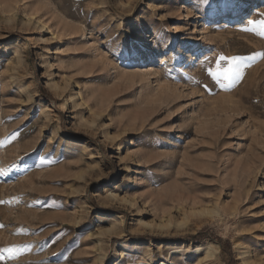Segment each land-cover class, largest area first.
Instances as JSON below:
<instances>
[{"label": "rangeland", "instance_id": "rangeland-1", "mask_svg": "<svg viewBox=\"0 0 264 264\" xmlns=\"http://www.w3.org/2000/svg\"><path fill=\"white\" fill-rule=\"evenodd\" d=\"M262 14L0 0V247L28 246L0 264H264V57L208 74L264 52Z\"/></svg>", "mask_w": 264, "mask_h": 264}, {"label": "snow or ice", "instance_id": "snow-or-ice-1", "mask_svg": "<svg viewBox=\"0 0 264 264\" xmlns=\"http://www.w3.org/2000/svg\"><path fill=\"white\" fill-rule=\"evenodd\" d=\"M248 23L254 25V30L257 32L259 36L264 37V19L249 20ZM258 57H264V52H255L252 55H247V56L245 55L225 56L221 54L218 57L215 69L209 68L208 74L216 81H226L227 83L223 84L224 88H231L234 84H236L237 82L243 79L244 68L249 66L248 62L256 60ZM222 61L227 62V67H221L220 62ZM205 88H207L206 85ZM41 162H43V160ZM18 167H19L18 163H13L7 169L0 168V177H8L9 172H11L12 170ZM7 203H11V201L0 200V204H7ZM5 227L6 225L0 224V229H3ZM27 247H28L27 245L21 246L17 244H11V245H6L4 247H0V261L15 258L16 254L21 253Z\"/></svg>", "mask_w": 264, "mask_h": 264}, {"label": "bare ground", "instance_id": "bare-ground-1", "mask_svg": "<svg viewBox=\"0 0 264 264\" xmlns=\"http://www.w3.org/2000/svg\"><path fill=\"white\" fill-rule=\"evenodd\" d=\"M186 56H188V51L186 52V54H185ZM46 86L47 87H49V88H51L52 87V85L50 84V82L49 81H47L46 82ZM45 111H50V109H49V107L47 106V107H45ZM114 196V195H113Z\"/></svg>", "mask_w": 264, "mask_h": 264}, {"label": "trees", "instance_id": "trees-1", "mask_svg": "<svg viewBox=\"0 0 264 264\" xmlns=\"http://www.w3.org/2000/svg\"><path fill=\"white\" fill-rule=\"evenodd\" d=\"M201 235H204L203 232H200L199 234H197V237H196V236H195V237H191L192 240H193V242H198L196 239H197L199 236H201ZM218 241H219L220 243H222L221 239H218Z\"/></svg>", "mask_w": 264, "mask_h": 264}]
</instances>
